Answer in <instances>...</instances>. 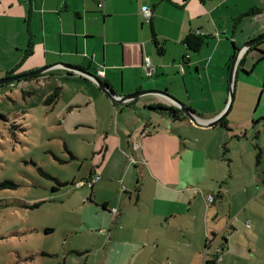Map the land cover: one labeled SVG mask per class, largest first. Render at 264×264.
<instances>
[{
	"label": "crops",
	"instance_id": "obj_1",
	"mask_svg": "<svg viewBox=\"0 0 264 264\" xmlns=\"http://www.w3.org/2000/svg\"><path fill=\"white\" fill-rule=\"evenodd\" d=\"M100 1L102 7L94 0H0V62H4L6 69L0 70V73L5 71L3 78L10 73H29L58 63L83 67L95 75L102 69L103 82L117 95H131L152 88L166 90L200 118L211 120L227 106L229 71L235 51L264 35V0ZM144 6L153 10L151 23L142 12ZM151 25L157 37L167 41V52L162 57L157 55L152 42ZM190 32L211 36L199 53H191L184 44ZM263 42L248 50L239 62L236 87L239 79L250 78L258 66L256 64L249 72L246 68L249 57L258 63L264 60ZM146 58L151 62L150 68L154 69L151 75L157 81L150 80ZM57 70L60 69L47 73ZM69 75L93 85L114 108L111 100L93 82L71 75V72ZM243 97L244 85L239 83L236 100L242 101ZM252 103L248 101L245 109L238 106L229 119L212 128L197 127L187 118L175 120L172 113L178 108L164 97L146 95L124 105L136 124L124 127L117 121L111 126L109 131L119 139L121 146L125 142L145 158L146 149L155 150V140L164 143L166 154L174 153L180 146L188 168L201 170L187 186L164 187L162 192L155 187L150 200L144 198L150 202V211L141 210L129 216V223L137 235L109 233L103 236L106 246L102 264H199L200 260L202 264H219L222 258L226 263L228 253L219 260L212 257L205 261L200 254L207 246V237L213 236L215 241L224 233L217 201L231 203L233 198L232 185L236 183L235 177L240 176L237 171L241 172L237 167L239 153L233 140L242 138L237 134L229 137L226 132L243 129ZM114 115L126 120L117 110ZM263 120L264 114L259 118L260 122ZM141 130L145 131L143 138L137 136ZM247 132L243 137H247ZM161 133V139H157L155 136ZM147 137H151L155 145L146 142ZM193 144H197V149ZM222 147L229 156H221ZM221 161L227 163L226 170L224 165L217 169L216 165ZM249 172L253 174V168L250 167ZM92 176L93 172L88 180ZM239 192L250 197L255 194L245 204L247 207L252 202L255 204L256 225L262 217L264 226V202L257 204L264 198V175L260 177L259 172L253 175ZM213 197V202L208 203ZM90 199V204L96 205L97 201L103 210L109 207V200L100 202L97 197L93 200V194ZM142 201L139 192L137 202ZM121 215V211L116 215V224L123 219ZM237 218L231 221L234 227ZM238 231L235 229L233 234ZM147 232L153 234L151 245ZM249 237L252 240L249 251L242 258L251 263L254 256L263 255L264 252L256 247L264 250V240L258 239L256 234ZM148 248L149 253L137 260Z\"/></svg>",
	"mask_w": 264,
	"mask_h": 264
},
{
	"label": "rangeland",
	"instance_id": "obj_2",
	"mask_svg": "<svg viewBox=\"0 0 264 264\" xmlns=\"http://www.w3.org/2000/svg\"><path fill=\"white\" fill-rule=\"evenodd\" d=\"M256 64L250 78L239 79L238 84L244 85L242 101L236 100L238 84L235 85L236 93L226 117L229 119L238 106L245 109L248 101L253 102L243 129L226 132L229 137L242 136L233 140L241 172L237 171L240 176L235 177L236 183L232 185L231 203L217 201L224 233L215 241L213 236L207 237V246L200 254L204 261L212 257L219 260L228 253L226 263L222 258L219 264H264V253L259 258L254 256L251 263L242 258L249 251L252 241L249 235L256 234L264 240V226L262 217L256 225L255 204L252 202L248 207L245 204L255 194L250 197L239 192L253 175L258 172L260 177L264 175V120L259 121L264 114V60L258 63L249 57L246 68L251 72ZM0 70H6L4 62H0ZM4 72L0 73V79ZM24 81L0 87V264H102L106 246L103 236L137 235L129 223L130 213L150 211V202L146 200H150L154 188L162 192L164 187L187 186L201 169L188 168L180 146L174 153L166 154L164 143L155 140V150L146 149L147 158L125 142L121 146L109 130L117 121L131 127L136 124L134 116L125 111L124 105L113 101L112 108L93 85L76 80L66 70ZM57 89L60 98L45 104L46 98ZM115 110L126 120L118 119ZM142 131L137 132L138 137H144ZM246 131L247 137H243ZM162 134L155 137L161 139ZM150 138L145 141L155 145ZM193 145L197 149V144ZM226 155L222 147L221 156ZM219 165L226 170V162H218L217 169ZM92 172L93 185L77 187ZM5 183L12 185L2 187ZM138 191L142 193V202H137ZM91 194L93 200L95 197L100 202L109 200L108 209L103 210L97 201L96 205L90 204ZM262 202L264 198L257 204ZM120 211L123 219L116 224ZM235 218L236 227L231 225ZM235 229H239L238 234H233ZM146 235L153 236L150 232ZM256 248L264 252L260 246ZM149 251L146 249L136 259Z\"/></svg>",
	"mask_w": 264,
	"mask_h": 264
},
{
	"label": "water",
	"instance_id": "obj_3",
	"mask_svg": "<svg viewBox=\"0 0 264 264\" xmlns=\"http://www.w3.org/2000/svg\"><path fill=\"white\" fill-rule=\"evenodd\" d=\"M262 41H264V35H261L255 39L250 40L242 48L235 51V57L231 63L230 71H229V98H228L227 106L221 114H219L217 117L211 120L200 118L192 109H190L187 105L182 103L180 100H178L176 97L171 95L166 90L152 88V89L142 90L133 93L131 95L120 96L117 95L113 90H111L110 87L103 82V80L98 78L97 75L91 73L89 70L83 67L73 66L66 63H58L26 74L4 77L3 79H0V87L8 84H12L14 82L24 81L28 78H32L35 76L43 75L53 69H63L68 72H71L72 74L77 75L78 77H82L93 82L102 93H104L111 101H113L116 104L125 105L142 96L156 95V96L164 97L165 99L171 101V103H173L178 108V110L187 119H189L195 126L200 128H212L221 124V122L224 119H226L231 109L235 95V85H236L239 62L241 61V59L244 57V54L248 50H250L253 46L259 44ZM150 77H149L150 80L157 81V78L153 77V75H151Z\"/></svg>",
	"mask_w": 264,
	"mask_h": 264
},
{
	"label": "trees",
	"instance_id": "obj_4",
	"mask_svg": "<svg viewBox=\"0 0 264 264\" xmlns=\"http://www.w3.org/2000/svg\"><path fill=\"white\" fill-rule=\"evenodd\" d=\"M152 19V18H151ZM151 19L150 22L151 23ZM152 27V25H151ZM151 35H152V42L155 46L157 55L162 57L166 54L167 52V41L166 40H161L157 37L153 27L151 28ZM211 36H206V35H202V34H198L195 32H190L184 41L185 46L187 47L188 51H190L193 54L199 53L201 51V49L206 46L210 40ZM261 43V42H260ZM257 45L253 46L251 49L255 48ZM235 54L233 55L232 60L234 59ZM242 67V66H241ZM244 73H247L245 70L241 69ZM72 75V73H71ZM80 79H85L82 77H78ZM28 80V79H27ZM86 80V79H85ZM106 84V83H105ZM107 85V84H106ZM108 86V85H107ZM59 89L55 90L52 94H50L46 100L44 101L45 104H49V103H55L59 98H60V93H59ZM172 117L177 120L180 119L181 117L184 119H186V117L184 115H182V113L179 110H174L172 113ZM225 120V119H224ZM223 120V121H224ZM260 161V156H258V162ZM46 176L48 178H51L48 174H46ZM52 179V178H51ZM12 185L11 183H5L2 187L4 186H9ZM35 206H38V204H36ZM104 209H106V207H103ZM49 230L46 231V233H48Z\"/></svg>",
	"mask_w": 264,
	"mask_h": 264
},
{
	"label": "built area",
	"instance_id": "obj_5",
	"mask_svg": "<svg viewBox=\"0 0 264 264\" xmlns=\"http://www.w3.org/2000/svg\"><path fill=\"white\" fill-rule=\"evenodd\" d=\"M94 1H98V5H99V7H102L103 6V2L102 1H100V0H94ZM142 12H143V14H144V16H145V18L147 19V20H149L150 21V19L152 18V16H153V10L150 8V7H148V6H144L143 8H142ZM150 60L148 59V58H146L145 59V65H146V67L149 69V75H151V73L154 71V69H151L150 68ZM96 75H97V77L98 78H100L101 80H102V78L104 77V72L102 71V69H99L98 71H97V73H96ZM94 179L93 178H91L90 180H88V181H81V182H79L78 184H77V187H83V186H85L87 183L88 184H90L91 186L93 185V181ZM96 181H98L99 179L98 178H96L95 179ZM213 200H214V197L213 198H210L209 199V202L210 203H212L213 202Z\"/></svg>",
	"mask_w": 264,
	"mask_h": 264
},
{
	"label": "flooded vegetation",
	"instance_id": "obj_6",
	"mask_svg": "<svg viewBox=\"0 0 264 264\" xmlns=\"http://www.w3.org/2000/svg\"><path fill=\"white\" fill-rule=\"evenodd\" d=\"M8 76H15L14 74H12V73H10V74H8L6 77H8ZM35 77H40V75L39 76H35ZM33 78V77H32ZM29 79V78H28ZM27 80V79H26Z\"/></svg>",
	"mask_w": 264,
	"mask_h": 264
}]
</instances>
